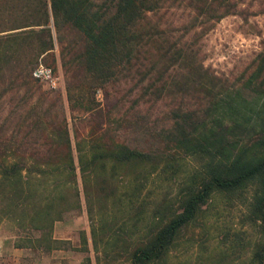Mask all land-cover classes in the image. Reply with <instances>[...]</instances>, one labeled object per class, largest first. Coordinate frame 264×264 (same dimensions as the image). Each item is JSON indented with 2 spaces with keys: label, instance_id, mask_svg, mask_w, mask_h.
Instances as JSON below:
<instances>
[{
  "label": "trees",
  "instance_id": "16d2710c",
  "mask_svg": "<svg viewBox=\"0 0 264 264\" xmlns=\"http://www.w3.org/2000/svg\"><path fill=\"white\" fill-rule=\"evenodd\" d=\"M165 1L0 0V77L8 72L2 90L15 88L16 92L24 87L21 105L30 107L21 131L14 137H0V221L11 219L25 234L39 230L43 239L47 234L53 240L54 220L75 205L69 192L76 190L67 185L74 181L76 167L67 118L51 115L41 102H30L35 94L30 80L35 78L31 76L34 66L46 56L55 61L56 56L70 52L89 79L104 82L117 77L119 66L130 69L134 65L140 45L154 41L153 29L142 28L140 20ZM185 1L195 15L209 19L230 11L229 0ZM161 45L160 92L172 79L179 90L185 89V81L192 82L196 91L204 93V110H173L171 123L159 132L170 150H146L104 139L90 142L86 151L79 150L78 158L85 187L90 186L91 174L96 180L106 171L109 161L134 166L148 162L150 175L155 170L175 172L174 158L179 153L195 158L196 165L177 191L176 206L163 203L155 208L158 226L130 249V264H157L215 193L240 199L245 208L242 222L256 225L259 234L248 264H264V50L257 53L255 66L239 84L226 83L202 63L167 74L172 76L170 82L164 72L176 63L181 66L187 54L182 46ZM32 111L36 113L33 129L45 139L38 145L31 143L28 121ZM98 186L103 187L101 181Z\"/></svg>",
  "mask_w": 264,
  "mask_h": 264
},
{
  "label": "rangeland",
  "instance_id": "374dc122",
  "mask_svg": "<svg viewBox=\"0 0 264 264\" xmlns=\"http://www.w3.org/2000/svg\"><path fill=\"white\" fill-rule=\"evenodd\" d=\"M229 6L230 11L214 20L195 15L185 0H166L140 20L142 28L153 29L154 41L140 45L130 69L121 65L117 77L104 82L89 79L70 52L56 56L55 61L50 56L40 59L52 67L59 82L51 87L31 78L35 94L30 102H41L51 115L67 118L76 164L74 181L67 185L76 190L75 194L71 189L69 192L75 205L66 207L54 220L53 240L46 238L47 234L43 239L39 230L25 234L11 219H2L0 264H130V249L158 226L159 211L155 208L163 203L176 206L177 191L197 162L179 153L174 158L175 172L155 170L149 175L148 162L134 166L109 161L96 180L91 174L87 188L78 164L79 150L86 151L90 142L103 139L146 150H170L171 145L162 142L159 132L171 123L173 110H204V93L196 91L192 82L185 81V89L179 90L172 79L173 83L160 92L161 44L182 46L187 54L181 66L176 63L164 72L170 82L172 76L167 74L185 72L191 64L202 63L226 83L239 84L255 66L257 53L264 50V0H229ZM67 38H71L70 33ZM7 75L0 77L1 138L18 134L26 109L30 110L29 104L21 105L24 87L16 92L15 88L2 90ZM35 116L32 111L28 122L31 143L38 145L45 139L33 129ZM63 178L59 176L61 181ZM244 212L240 199L215 193L196 220L181 229L157 264L250 263V250L259 234L256 225L242 222Z\"/></svg>",
  "mask_w": 264,
  "mask_h": 264
},
{
  "label": "built area",
  "instance_id": "2783aa9c",
  "mask_svg": "<svg viewBox=\"0 0 264 264\" xmlns=\"http://www.w3.org/2000/svg\"><path fill=\"white\" fill-rule=\"evenodd\" d=\"M32 75L46 82L51 87H56L58 85V76L54 73L51 66L44 64L42 61H39L34 68L32 69Z\"/></svg>",
  "mask_w": 264,
  "mask_h": 264
}]
</instances>
